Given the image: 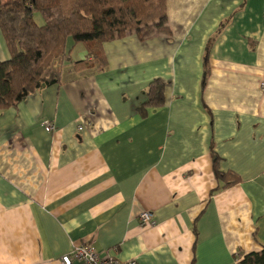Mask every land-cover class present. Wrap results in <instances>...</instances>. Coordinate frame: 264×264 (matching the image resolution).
<instances>
[{
  "label": "crops",
  "instance_id": "1",
  "mask_svg": "<svg viewBox=\"0 0 264 264\" xmlns=\"http://www.w3.org/2000/svg\"><path fill=\"white\" fill-rule=\"evenodd\" d=\"M166 15L170 36L103 42L101 69H74L86 51L68 39L60 81L0 109V264H62L84 242L137 264L264 247V0H166ZM156 78L164 103L144 106Z\"/></svg>",
  "mask_w": 264,
  "mask_h": 264
},
{
  "label": "trees",
  "instance_id": "2",
  "mask_svg": "<svg viewBox=\"0 0 264 264\" xmlns=\"http://www.w3.org/2000/svg\"><path fill=\"white\" fill-rule=\"evenodd\" d=\"M34 11L42 14L43 23L35 21ZM0 32L9 53L8 59L0 61V109L60 81L68 39L86 51L83 59L72 62L74 69H101L106 64L105 41L128 32L140 39L170 36L166 0H0ZM164 87L161 79L152 80L144 106H161ZM217 174L225 185L239 180L233 172ZM237 264H264V247L243 254Z\"/></svg>",
  "mask_w": 264,
  "mask_h": 264
},
{
  "label": "built area",
  "instance_id": "3",
  "mask_svg": "<svg viewBox=\"0 0 264 264\" xmlns=\"http://www.w3.org/2000/svg\"><path fill=\"white\" fill-rule=\"evenodd\" d=\"M262 90H264V82L261 84ZM85 124L78 125V129L84 128ZM53 124L47 123L44 128L47 131L53 129ZM154 219L151 212L144 211L140 214L141 225H152ZM62 264H137L134 260H128L125 262L119 261L116 257L109 253H100L93 247L92 243L84 242L73 245L70 252L61 257Z\"/></svg>",
  "mask_w": 264,
  "mask_h": 264
},
{
  "label": "rangeland",
  "instance_id": "4",
  "mask_svg": "<svg viewBox=\"0 0 264 264\" xmlns=\"http://www.w3.org/2000/svg\"><path fill=\"white\" fill-rule=\"evenodd\" d=\"M34 19H35V21L37 22V23H43V21H44V17L42 16V14L40 13V12H38V11H34Z\"/></svg>",
  "mask_w": 264,
  "mask_h": 264
}]
</instances>
